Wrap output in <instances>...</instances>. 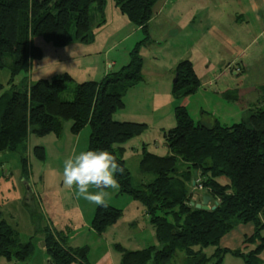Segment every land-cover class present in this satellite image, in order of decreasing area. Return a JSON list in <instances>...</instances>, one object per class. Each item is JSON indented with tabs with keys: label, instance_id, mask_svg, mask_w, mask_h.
I'll return each mask as SVG.
<instances>
[{
	"label": "trees",
	"instance_id": "1",
	"mask_svg": "<svg viewBox=\"0 0 264 264\" xmlns=\"http://www.w3.org/2000/svg\"><path fill=\"white\" fill-rule=\"evenodd\" d=\"M158 1L113 0L128 22L140 28L142 41L128 53V63L117 72L99 82L77 84L71 101L60 97L66 84L72 82L68 77L38 80L29 89L18 91L13 90L11 80L10 91L0 96V153L22 152L30 133L59 136L66 120L72 122L70 131L75 135L88 126L87 150H107L116 158L124 168L123 175L117 176L119 194L137 201L155 229L157 247L128 252L116 246L120 264H170L176 252L184 255L185 264H221L226 254L243 264H264V94L262 100H257L260 106L247 109L246 120L230 127L217 122L212 126L195 124L184 107L176 106V126L162 132L168 154L157 156L143 147L138 169L152 179L137 187L131 184L122 144L140 136L146 126L116 122L112 116L124 107L126 92L142 81L139 46L149 42L148 23ZM105 4L106 0H0V67L7 66L12 77L27 72L29 62L41 57L40 49L32 45L35 37H43L54 47L75 41L87 43L90 9L93 6L102 14ZM174 73L175 101L199 89L200 81L189 61L177 63ZM221 97L234 104L240 100L235 89L223 91ZM34 152L43 160L41 147H35ZM21 162L26 172V161ZM178 162L185 164L180 173ZM196 180L200 192L195 190L197 184L192 185ZM192 191L208 196L215 209H195L197 202L191 201ZM121 213L107 204L97 206L92 231L101 235L117 222ZM247 224L254 227L253 234L245 240L246 245L252 246L249 250L219 248L226 234ZM56 234L59 235L44 230L50 264H89L86 248H66L67 237ZM210 247L212 254L203 253ZM32 254V244L20 243L14 230L0 222V257L25 263Z\"/></svg>",
	"mask_w": 264,
	"mask_h": 264
},
{
	"label": "rangeland",
	"instance_id": "2",
	"mask_svg": "<svg viewBox=\"0 0 264 264\" xmlns=\"http://www.w3.org/2000/svg\"><path fill=\"white\" fill-rule=\"evenodd\" d=\"M153 14L154 9L152 16ZM89 16L87 43L75 41L63 47H54L43 37H35L32 45L40 49L41 57L29 62L27 72L12 77L7 66L0 67V96L10 91L11 80L13 90L18 91L23 87L29 89L30 85L38 80L52 81L68 77L72 82L66 84V90L60 97L69 102L77 84L99 82L104 75L120 70L123 66L121 64L126 65L129 60L128 52L142 41L140 28L128 22L114 6L113 0H106L102 14L92 6ZM143 48L144 46H139L142 59L141 77L144 81L139 82L141 90H131L133 87L129 89L123 98L124 108L112 116L116 122H134L146 126L140 136L122 144L125 147L123 160L134 187L152 179V176L141 174L138 169L143 147L157 156L168 154L162 132L176 126V106L184 107L195 124L212 126L217 122L221 126L230 127L246 120L247 109L251 105L260 106L257 100H262L264 94L262 52V58L256 57L253 66L246 69L247 74L242 76L241 84L228 83V87H225L218 83L211 88L201 86L189 97L175 101L172 96L175 73L170 64L172 55H179L180 50L175 49L172 54L174 50L171 51L169 47H165L164 51H156L154 48L143 51ZM107 60H115L117 65L110 68ZM193 69L195 74L202 70L198 67ZM220 70L222 68L214 70L211 78ZM164 73L172 74V77L163 79ZM200 83L202 84L203 80ZM225 88L229 91L241 89H236L240 91L237 104L226 102L221 94L215 95L216 91L223 93ZM71 125V121H63L59 136H36L30 133L22 152L0 153V222H5L14 230L20 243L30 242L33 246V254L27 262L0 257V264H50L43 241L46 228L52 234L58 233L57 237L66 236V248H86L89 264H120L121 255L116 246L128 252L158 246L155 229L149 223L142 206L131 197L120 195L119 189L107 190L109 195L106 197V204L120 210V218L101 235L92 231L91 222L97 206L81 198L75 186L69 188L63 183V161L74 151L87 150L90 133L89 127L85 126L77 135L72 134ZM35 147L43 149V160L35 155ZM22 159L26 161V172H23ZM184 170L185 164L178 162L177 172ZM197 183L198 180L193 181L192 185ZM195 190L199 191L201 187L197 184ZM192 195L191 201L200 203L197 196L199 194L192 191ZM209 206L214 205L210 202ZM251 235L244 238L243 244ZM212 252L211 247L203 250L207 255ZM170 264H185L184 255L176 252Z\"/></svg>",
	"mask_w": 264,
	"mask_h": 264
},
{
	"label": "crops",
	"instance_id": "3",
	"mask_svg": "<svg viewBox=\"0 0 264 264\" xmlns=\"http://www.w3.org/2000/svg\"><path fill=\"white\" fill-rule=\"evenodd\" d=\"M148 26L149 42L143 51L151 48L164 51L165 47H169L171 51L174 50V54L176 50H180L179 55L171 57V69L174 71L177 63L183 60L189 61L193 68L202 69L199 74L196 73L199 81L203 80L200 87L211 88L218 83L225 87H228V83L241 84L242 76L247 74L246 69L253 66L256 57L262 58L261 52L264 53V0H160ZM262 62L264 68V59ZM107 64L111 68L117 65V61L107 60ZM221 68L211 78L214 70ZM164 74L163 79L172 77V74ZM206 78H209L207 82ZM140 83L131 90H141ZM218 94L221 93L216 91L215 95ZM122 147L125 151L124 145ZM202 196L198 197L200 201ZM253 231L251 224L239 225L220 240L219 248L231 251L249 250L252 246L243 242ZM263 255L264 252L261 255L264 261ZM221 264L243 262L226 254Z\"/></svg>",
	"mask_w": 264,
	"mask_h": 264
},
{
	"label": "clouds",
	"instance_id": "4",
	"mask_svg": "<svg viewBox=\"0 0 264 264\" xmlns=\"http://www.w3.org/2000/svg\"><path fill=\"white\" fill-rule=\"evenodd\" d=\"M123 173L124 168L107 150L74 151L63 161V183L69 188L75 186L81 198L99 207L106 206L108 189H119L117 176Z\"/></svg>",
	"mask_w": 264,
	"mask_h": 264
},
{
	"label": "water",
	"instance_id": "5",
	"mask_svg": "<svg viewBox=\"0 0 264 264\" xmlns=\"http://www.w3.org/2000/svg\"><path fill=\"white\" fill-rule=\"evenodd\" d=\"M175 81H176V76H175V78L173 80V84L175 83ZM209 204H210V198L208 196H206V195H203L202 198H201L200 203H196L194 205V207L197 210L213 211L215 209V205L210 207Z\"/></svg>",
	"mask_w": 264,
	"mask_h": 264
}]
</instances>
